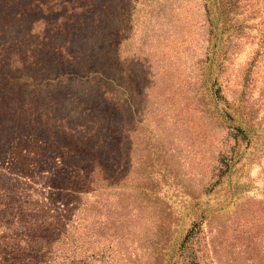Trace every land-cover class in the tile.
I'll return each mask as SVG.
<instances>
[{
    "label": "rangeland",
    "instance_id": "rangeland-1",
    "mask_svg": "<svg viewBox=\"0 0 264 264\" xmlns=\"http://www.w3.org/2000/svg\"><path fill=\"white\" fill-rule=\"evenodd\" d=\"M44 1L0 20V74L15 88L0 129L108 116L87 124L103 148L77 212L83 250L106 264H264V0H92L87 28ZM54 47L97 78H49L32 55L42 66Z\"/></svg>",
    "mask_w": 264,
    "mask_h": 264
},
{
    "label": "trees",
    "instance_id": "trees-1",
    "mask_svg": "<svg viewBox=\"0 0 264 264\" xmlns=\"http://www.w3.org/2000/svg\"><path fill=\"white\" fill-rule=\"evenodd\" d=\"M90 2L92 0H64L61 6L65 9V14L61 16L66 20L65 24L72 22L80 28H87L85 24L94 8L93 2ZM19 3L21 10L23 9L22 15L27 17L30 12L42 9L47 4L44 0H0V20L12 13L18 15L15 7ZM248 5L254 4L248 1L246 6ZM108 20L109 25L105 29L113 36L114 26ZM96 21L101 22L99 15L94 23ZM121 30L122 28L119 32ZM110 45L114 48L117 46V49L120 46L118 43ZM49 50L51 59L47 63L43 62L42 66L36 61L40 53L32 55V64L38 65L40 71L48 67L50 71H55L56 76L49 78L56 80L58 77H65L68 83L82 82V79L90 77L91 71L95 70L82 69L86 74L80 76L76 69L80 66L75 63L79 60V55L64 48L54 47ZM109 51L112 52L110 49ZM2 52L3 45L0 44V57ZM116 52L111 63L113 69L108 73L111 76L106 78L107 83L112 81L111 78L115 75L113 72L118 65V50ZM41 59L44 58L40 57ZM94 73L95 80L98 72ZM0 79L1 107L4 106L6 96L15 94V88L9 81L13 79L10 74L6 77L0 74ZM34 81H37V85L43 84L35 77ZM107 85H101V89H106L105 92L109 95ZM114 106L117 108L115 103ZM89 109L92 108L87 107L85 112ZM45 117L46 123H31L26 120L25 126H38L36 130L14 131L15 133L9 134L0 129V264H96L97 260L106 264L108 260L104 259V254L99 259V252H90L89 248L83 250L84 244L77 234V212L82 205L83 195L92 190L91 176L96 167L94 163L98 151L103 148L102 145L99 149L96 142L92 144L98 129L95 127L89 131L87 124L99 123V120L108 116L99 118L91 114L89 119L80 117L72 125L63 122L71 119L70 115ZM53 121H58L60 125ZM41 126L45 128L44 132L41 131ZM81 130L87 134H80ZM234 130L235 139L246 137L241 128L235 127Z\"/></svg>",
    "mask_w": 264,
    "mask_h": 264
}]
</instances>
